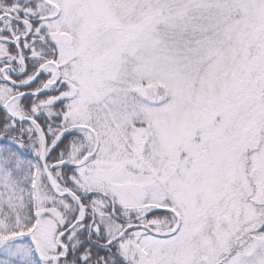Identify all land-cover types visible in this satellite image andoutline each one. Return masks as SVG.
I'll return each mask as SVG.
<instances>
[{"label":"snow or ice","instance_id":"1","mask_svg":"<svg viewBox=\"0 0 264 264\" xmlns=\"http://www.w3.org/2000/svg\"><path fill=\"white\" fill-rule=\"evenodd\" d=\"M0 264H264V0H0Z\"/></svg>","mask_w":264,"mask_h":264}]
</instances>
